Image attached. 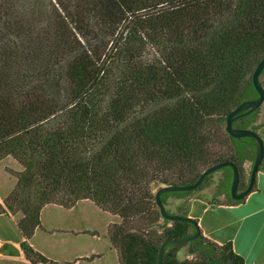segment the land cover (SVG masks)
<instances>
[{
	"label": "trees",
	"instance_id": "obj_1",
	"mask_svg": "<svg viewBox=\"0 0 264 264\" xmlns=\"http://www.w3.org/2000/svg\"><path fill=\"white\" fill-rule=\"evenodd\" d=\"M263 57L264 0H0V163L20 167L0 214L16 217L24 258L58 264L29 243L48 205L89 200L117 217L107 237L120 264H157L164 241L193 235L162 219L154 189L193 184L223 162L247 187L255 142L232 138L225 123L257 98ZM263 109L233 127L259 134ZM219 171L216 196L236 204L231 168ZM193 192L160 199L170 213V197ZM183 247L192 258L179 261ZM162 264L245 262L231 242L201 233L167 246Z\"/></svg>",
	"mask_w": 264,
	"mask_h": 264
},
{
	"label": "rangeland",
	"instance_id": "obj_2",
	"mask_svg": "<svg viewBox=\"0 0 264 264\" xmlns=\"http://www.w3.org/2000/svg\"><path fill=\"white\" fill-rule=\"evenodd\" d=\"M262 81L264 82V75ZM0 168L10 176H12L10 172L20 170V167L12 159L1 162ZM249 170L250 164L246 163L244 166V181ZM222 176V171L215 172L209 178L207 187L193 192L191 197L200 196L201 192L211 186H215L216 191ZM3 181L4 179L1 182ZM12 182L15 186V179ZM238 189L242 190L240 184ZM154 190L156 192V189ZM208 193L211 194L212 192L208 191L205 194ZM209 198L213 200V198ZM213 201L216 202V200ZM167 202V209L172 214H177L180 208L183 210L186 207V202L175 197H170ZM72 208L50 205L42 210L40 215L41 226L31 237L34 248L47 259L58 264H74L78 258L80 259L76 264H118L115 252L110 248L107 231L109 225L114 220H117L115 223H119V219L89 202L76 204ZM17 230V224L15 227L7 219L0 221V237H15ZM93 256L95 257L91 259ZM191 258L192 256L188 255L187 247H183L177 252L179 261ZM13 260H16L15 257ZM0 264L16 263H13L11 259H0Z\"/></svg>",
	"mask_w": 264,
	"mask_h": 264
},
{
	"label": "crops",
	"instance_id": "obj_3",
	"mask_svg": "<svg viewBox=\"0 0 264 264\" xmlns=\"http://www.w3.org/2000/svg\"><path fill=\"white\" fill-rule=\"evenodd\" d=\"M263 118L264 109L261 113V120ZM259 135L264 141V127L260 130ZM0 170L2 171L0 173V178H2V180L4 179L3 182L0 180V206L3 207V199L8 195L9 191L13 189L14 182H12V180L14 181V179L1 168ZM208 191L212 193L205 194ZM209 197L216 200V202ZM181 200L186 202L188 208L187 216L198 222L204 237L217 244L231 242L233 250L244 258L245 264H264V170H259L252 192L236 204L227 202L228 200L225 194L216 196L215 186H211L204 190L201 192L200 196H190ZM86 202L92 203L89 200L80 203ZM217 202H219L220 205H217ZM3 219H7L16 227V217L10 214H0V221ZM116 221L117 220H114L112 224ZM17 231L15 237H0V247L4 243H12L19 249L20 255L15 257L16 260H13L14 257L1 255L0 259H11L13 263L16 264H30L24 258L19 248L22 237L20 231ZM29 243L34 250L38 251L32 245L31 239ZM111 250L113 249L111 248ZM113 251L115 252L118 264H120L117 252L115 250ZM94 257L95 256L91 259ZM78 259L74 264L78 263Z\"/></svg>",
	"mask_w": 264,
	"mask_h": 264
},
{
	"label": "water",
	"instance_id": "obj_4",
	"mask_svg": "<svg viewBox=\"0 0 264 264\" xmlns=\"http://www.w3.org/2000/svg\"><path fill=\"white\" fill-rule=\"evenodd\" d=\"M264 70V57L260 60L252 74V85L257 93V98L252 100H247L242 102L236 109L231 111L226 117L225 130L229 136L234 139L240 138H251L255 142V158L250 168L249 181L247 187L243 191H239L240 175L238 168L231 162H223L217 165L211 166L206 169L199 178L193 184L188 185H170L159 187L155 192V203L159 209L162 219L169 222H181L188 223L195 228V233L191 236L180 238V239H170L164 241L158 250L157 264L163 263V257L165 248L171 245L187 244L193 240H196L202 233L198 222L190 217H184L178 214L168 213L161 202L160 196L166 193H177V192H193L202 184L204 179L219 170L229 167L232 170V180L229 189V195L231 200L239 202L246 198L253 190L254 184L256 182L257 174L260 170L261 164L264 161V141L262 137L250 129H236L233 127V123L243 118L264 105V88L260 83L261 74ZM0 255L6 257H18L20 255L19 249L12 243H4L0 247Z\"/></svg>",
	"mask_w": 264,
	"mask_h": 264
},
{
	"label": "flooded vegetation",
	"instance_id": "obj_5",
	"mask_svg": "<svg viewBox=\"0 0 264 264\" xmlns=\"http://www.w3.org/2000/svg\"><path fill=\"white\" fill-rule=\"evenodd\" d=\"M243 190H244V189H242V190H239V191L241 192V191H243Z\"/></svg>",
	"mask_w": 264,
	"mask_h": 264
}]
</instances>
